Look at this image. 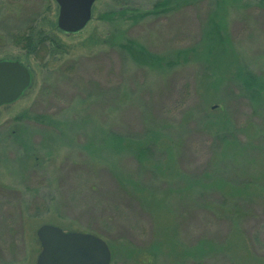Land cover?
<instances>
[{"label": "rangeland", "instance_id": "374dc122", "mask_svg": "<svg viewBox=\"0 0 264 264\" xmlns=\"http://www.w3.org/2000/svg\"><path fill=\"white\" fill-rule=\"evenodd\" d=\"M167 1L97 0L76 34L54 0L3 13L0 62L32 83L0 107V264H37L43 225L100 237L111 264H264V88L221 79L232 54L264 80V0Z\"/></svg>", "mask_w": 264, "mask_h": 264}, {"label": "water", "instance_id": "95a60500", "mask_svg": "<svg viewBox=\"0 0 264 264\" xmlns=\"http://www.w3.org/2000/svg\"><path fill=\"white\" fill-rule=\"evenodd\" d=\"M60 6L58 28L69 34L84 30L91 21L97 0H56ZM32 75L20 62H0V107L15 103L30 88ZM42 251L37 264H111L112 252L98 236L66 232L54 225L37 231Z\"/></svg>", "mask_w": 264, "mask_h": 264}, {"label": "trees", "instance_id": "16d2710c", "mask_svg": "<svg viewBox=\"0 0 264 264\" xmlns=\"http://www.w3.org/2000/svg\"><path fill=\"white\" fill-rule=\"evenodd\" d=\"M178 1L180 3L183 4H187V0H175ZM183 1V2H181ZM170 0H168L167 2H160L158 3L155 8L156 9H160L161 11H157L158 14L160 13H168L169 8H171L170 5ZM168 7V8H167ZM125 10V9H124ZM124 10H119V11H113V13H111V17L115 18L116 16L119 17H123L124 15H126V11ZM139 13V12H138ZM130 17V16H129ZM131 18H133V20H137V19H143L144 15L142 14H133L131 16ZM129 49H131V47H129ZM224 50V49H223ZM135 51V50H134ZM219 53V55H212V56H207L208 60H212L216 63V61L223 59L224 58V54ZM133 56L135 58H137V60L140 61V63L143 64H147L151 67H155L154 65H156L157 63H159V59H155L154 57H152L148 52H145L144 50H140V51H135ZM225 65V74L227 75H222V80H239L241 83V89L242 93H244L246 96L248 95V97L250 98V100L254 101V100H261L260 98H262L261 94H262V89L264 88V80L263 78H260L259 76H257L256 74L252 73L249 70H245L243 67H241L239 64H236V60L235 57L231 54L229 55ZM223 62V61H222ZM214 63V64H215ZM238 63V62H237ZM235 66V73L232 72V67ZM156 68V67H155ZM219 79V80H221ZM236 200L235 199H231V198H224L223 199V206L227 207L228 209L233 210L236 206ZM222 249V248H220ZM214 250H209L208 252H213ZM209 257V256H204Z\"/></svg>", "mask_w": 264, "mask_h": 264}, {"label": "flooded vegetation", "instance_id": "af4514ba", "mask_svg": "<svg viewBox=\"0 0 264 264\" xmlns=\"http://www.w3.org/2000/svg\"><path fill=\"white\" fill-rule=\"evenodd\" d=\"M16 1H22L24 4H23V6H24V8H23V14H19V16H23V18L25 19V18H27V14H29V11H27V5H26V1L27 0H0V18L1 17H3V13L6 15V17H7V19L8 18H12V19H15L16 18V16L18 15V14H16V12H13L12 14H9L8 13V10H7V8H8V6H10V7H13V8H15L16 6H15V4L13 3V2H16ZM55 1V4H57V1L56 0H54ZM58 5V7H59V13H60V6H59V4H57ZM19 8V7H18ZM18 13H20L21 11L18 9ZM58 13V14H59ZM60 15V14H59ZM18 18V17H17ZM16 18V19H17ZM59 18V17H58ZM4 19V18H3ZM28 30V29H27ZM26 31V30H25ZM29 31V30H28ZM4 61H12V60H4ZM12 62H16V61H12ZM17 62H19V61H17ZM21 63V62H20ZM22 64V63H21Z\"/></svg>", "mask_w": 264, "mask_h": 264}]
</instances>
